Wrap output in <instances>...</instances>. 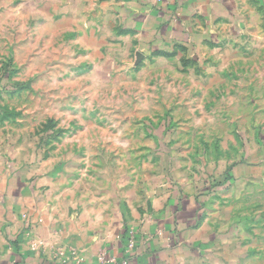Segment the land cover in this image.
Wrapping results in <instances>:
<instances>
[{"label": "rangeland", "instance_id": "rangeland-1", "mask_svg": "<svg viewBox=\"0 0 264 264\" xmlns=\"http://www.w3.org/2000/svg\"><path fill=\"white\" fill-rule=\"evenodd\" d=\"M157 1L178 2L0 0V197L21 183L50 211L87 188L123 208L130 261L151 212L190 179L212 243L176 263L264 264V0H214L173 36L162 23L180 15L152 17ZM243 163L250 179L230 176ZM28 209L19 238L38 254Z\"/></svg>", "mask_w": 264, "mask_h": 264}, {"label": "crops", "instance_id": "crops-1", "mask_svg": "<svg viewBox=\"0 0 264 264\" xmlns=\"http://www.w3.org/2000/svg\"><path fill=\"white\" fill-rule=\"evenodd\" d=\"M176 1L166 2L168 6L165 3V7L159 5L161 3L158 1L146 2L152 17L159 13L160 8H163L159 10L161 14L167 11L169 16L180 15L178 18L181 22L177 28L170 27V20L162 23V26H166L163 29L165 34L169 32V36L185 29L193 30L195 17L208 15L211 7L218 6L214 0ZM176 7V11L172 10ZM158 20H154L156 25L160 22ZM237 170H233L230 176L242 174L250 179V165L239 164ZM189 184L190 179L180 183L171 196L167 194L164 204L151 212L153 223L146 229V236L137 239L139 242L128 264H177L176 260L199 257L209 250L212 242L204 238L205 223L201 213L204 197L200 190L194 191ZM86 189L83 188L84 192L81 188H74L73 192L72 189L61 191L64 196L59 197L57 202L54 200L48 211L44 200H39L40 196L36 195L33 199L25 195L21 183L7 188L4 193L9 196L5 199L0 197V264H61L53 260L57 247H72L77 264H120L126 249L121 239L123 208L116 204V213L111 214L112 204L106 205L105 200L87 196L89 190L86 192ZM31 205H35L34 208ZM26 209L33 221L41 220L35 229L44 242L45 251L40 254L26 248L19 238L23 225L20 213ZM156 229H162L161 234L155 233ZM101 250L105 252L104 261L97 258Z\"/></svg>", "mask_w": 264, "mask_h": 264}, {"label": "built area", "instance_id": "built-area-1", "mask_svg": "<svg viewBox=\"0 0 264 264\" xmlns=\"http://www.w3.org/2000/svg\"><path fill=\"white\" fill-rule=\"evenodd\" d=\"M159 233L161 234V230H159ZM134 240H135V234L133 236H131V238L129 239L128 244L130 245V247L129 248H128V246L126 247V249H125V252L126 253H124V256L120 260V264H128L129 259H130L129 258L130 257V251H131V249L133 248V245H134ZM32 249L34 250L35 247H32ZM66 252L67 251H65V253ZM67 255H68V257L65 258L64 262H66L67 264H77L76 258H75L76 253H75L74 250H71L70 249ZM100 259H99L100 261L106 260L105 259V252L104 251H103L102 256H100Z\"/></svg>", "mask_w": 264, "mask_h": 264}, {"label": "trees", "instance_id": "trees-1", "mask_svg": "<svg viewBox=\"0 0 264 264\" xmlns=\"http://www.w3.org/2000/svg\"><path fill=\"white\" fill-rule=\"evenodd\" d=\"M126 235V234H125Z\"/></svg>", "mask_w": 264, "mask_h": 264}]
</instances>
